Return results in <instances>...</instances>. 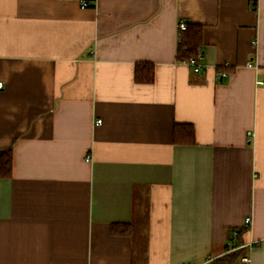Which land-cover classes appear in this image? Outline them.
I'll return each instance as SVG.
<instances>
[{
  "label": "crops",
  "instance_id": "1",
  "mask_svg": "<svg viewBox=\"0 0 264 264\" xmlns=\"http://www.w3.org/2000/svg\"><path fill=\"white\" fill-rule=\"evenodd\" d=\"M181 20L203 27L200 73ZM259 82L264 0H0V264H210L242 231L264 264Z\"/></svg>",
  "mask_w": 264,
  "mask_h": 264
},
{
  "label": "trees",
  "instance_id": "2",
  "mask_svg": "<svg viewBox=\"0 0 264 264\" xmlns=\"http://www.w3.org/2000/svg\"><path fill=\"white\" fill-rule=\"evenodd\" d=\"M256 8V4L253 5ZM203 50V27L199 24L187 23L186 30L182 31L177 41V61L185 62L190 58L201 56ZM134 80L137 84H152L155 81V66L151 63L137 64L134 71ZM174 141L177 144H194L195 131L191 125H176L174 129ZM13 154L12 150L0 151V179L12 177ZM112 232L117 235H129L133 232L132 224H114ZM237 236L239 247L229 251L224 257L216 259L210 264H242V258L246 257L249 248L243 246L242 234ZM228 249V248H227ZM229 250V249H228Z\"/></svg>",
  "mask_w": 264,
  "mask_h": 264
},
{
  "label": "built area",
  "instance_id": "3",
  "mask_svg": "<svg viewBox=\"0 0 264 264\" xmlns=\"http://www.w3.org/2000/svg\"><path fill=\"white\" fill-rule=\"evenodd\" d=\"M186 27H187V23L185 21L181 20L179 22V24H178L179 34L182 31L186 30ZM200 59H201L200 56H198L197 58H190V59H188L187 61H185L183 63L187 64L195 73H200L203 70V66H202V64L200 62ZM258 84L264 86V82H259ZM2 88H3V84L0 83V90ZM249 136L252 138L254 136V134L249 133ZM250 224H251V219L247 218L246 221H245V227H249ZM208 261H211V259H209ZM249 262H250L249 256H246V257L242 258V264H249Z\"/></svg>",
  "mask_w": 264,
  "mask_h": 264
},
{
  "label": "rangeland",
  "instance_id": "4",
  "mask_svg": "<svg viewBox=\"0 0 264 264\" xmlns=\"http://www.w3.org/2000/svg\"><path fill=\"white\" fill-rule=\"evenodd\" d=\"M138 224H139V226H140V227L138 226V229L141 230V231H143L144 226L142 225V222L140 223V221H139ZM139 230H138V231H139ZM135 264H142V259H141L140 257H137V258H136V261H135ZM236 264H238V263H236Z\"/></svg>",
  "mask_w": 264,
  "mask_h": 264
}]
</instances>
